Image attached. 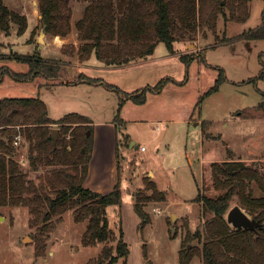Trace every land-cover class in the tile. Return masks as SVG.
Returning a JSON list of instances; mask_svg holds the SVG:
<instances>
[{"label": "trees", "instance_id": "obj_1", "mask_svg": "<svg viewBox=\"0 0 264 264\" xmlns=\"http://www.w3.org/2000/svg\"><path fill=\"white\" fill-rule=\"evenodd\" d=\"M78 1L86 3L74 24L79 43L76 48L73 46V51L75 48L82 60L95 55L105 65L147 57L158 42H163L168 51L174 53V42H195L208 33L213 35L209 46L240 37L264 38V7L258 27L233 38L228 37L225 30L222 36L218 34L220 18L224 23L248 18L251 0ZM71 2L37 0L39 20L45 34L66 36L70 33ZM12 22L17 24L19 33L27 27L26 15L0 0V29L8 30ZM179 57L186 64L193 57L204 60V51L181 53ZM20 58L29 63V70L14 73L19 78L42 74L55 79L62 74L61 61L55 58L41 59L39 52ZM258 77H264V61ZM224 79V71L220 68L214 85L200 95L197 105L204 96L216 91ZM105 84L109 88H117L111 83ZM164 84L165 79H161L152 86L144 87V90L158 92ZM128 96L136 102H143L145 91ZM258 106L264 108V100ZM91 122L88 116L77 112L52 119L39 96L0 98V206L28 207L29 224L36 227L35 238L41 243L38 247L42 246L43 230H50L64 212L71 210L76 222L87 220L81 235L82 243L85 246L103 243L100 252L86 264H116L119 260L121 264H127L128 243L121 228L118 233L110 228L107 216V206L121 202L120 176L113 188L105 193L83 184L93 146ZM202 124L205 125V122ZM55 126L58 132L53 137L52 128ZM126 139L127 136L124 137ZM19 142L26 147L25 157L30 169L43 170L37 175V181L28 175L24 165L15 157L20 150V146L15 144ZM118 147L119 142L116 147L119 160ZM210 173L216 193L207 195L198 192L196 200L200 203L203 225L193 233H185L178 252L179 264H189L194 255L201 257L202 264H264V159L257 165L239 157L215 160L210 163ZM144 183L150 193L136 190L133 198L135 211L146 222L149 216L143 210V204L149 200L163 201L165 193L150 178H146ZM234 204L256 219L260 226L254 229L232 226L226 214ZM110 239H115L116 243H109ZM190 239L197 243L190 247Z\"/></svg>", "mask_w": 264, "mask_h": 264}, {"label": "rangeland", "instance_id": "obj_2", "mask_svg": "<svg viewBox=\"0 0 264 264\" xmlns=\"http://www.w3.org/2000/svg\"><path fill=\"white\" fill-rule=\"evenodd\" d=\"M4 3L26 15L27 27L19 33L17 24L12 22L8 30L0 29V97L29 96L40 92L51 104H54V100L57 104L62 100L63 105L77 102L84 105L88 113L96 114L93 98H88L87 93L80 99L72 92L69 95L65 90L39 85L42 76L23 79L14 75L15 72L29 70V63L20 56L40 52L41 59H52L44 56H52L55 51L48 46L41 48L43 44L40 48L38 44L36 48L30 41L32 32V39L35 40L41 28L39 20L35 27L37 17L34 15L39 13L37 0H4ZM71 3L74 10L71 19L75 21L81 16L86 2L72 0ZM259 18L253 7L252 16L240 21L237 30L254 29ZM224 30L225 23L220 18L218 34L222 36ZM45 36L48 40L55 37L49 33ZM198 38L201 44L213 41L211 33L205 38ZM77 45L67 44L61 49L59 53L68 56L67 60L55 58L61 61V71H64L61 75H67L69 79L76 76L77 63H83V69L87 71L90 70L88 64L99 62L95 56L80 59L75 51ZM181 46L182 42H175V47ZM234 47L220 45L206 48L204 53L209 64L193 61L187 69V81L177 84L175 91L168 90L163 96L151 98L143 106L144 115L141 119L135 117L136 108L132 103L125 108L127 117L120 130L129 133L131 140L144 148L139 147L137 153L126 148L124 151L119 150L121 202L107 206V216L110 228L116 233L121 228L123 238L128 243L127 264H179L178 252L185 233H193L203 225L200 203L196 200L198 192L207 195L216 193L210 173L211 158L221 155L224 145H229L225 141H230L232 147L236 146L240 154H246L247 147L252 143L250 139L264 135V108L257 107L264 100V80H243L258 73V55L264 50V39H253L249 43L238 40ZM155 49L154 55L157 57L167 52L163 42H159ZM159 60L164 61L163 58ZM213 64L224 68L227 80L222 81L217 91L203 98L200 111L196 109L194 117L210 119L212 125L208 130L221 137L203 138L202 143L197 120L186 121L183 118L187 117L199 94L213 84L218 70ZM174 69H177L174 74L185 72L183 66ZM154 78L156 76L151 80L157 81ZM171 96L178 97L180 104L168 106ZM104 104L106 106L107 102L104 101ZM152 109H157L156 114L151 113ZM117 134L120 135L119 132ZM20 142L15 145L20 146L18 152L23 154L15 157L24 165L28 175L37 181V175L43 170L30 169L25 157L26 147L21 146ZM225 154L223 152V156ZM256 154L254 160L246 162L257 165L264 159V150ZM146 178H150L158 189L164 191L165 200H149L143 204V210L149 216V220L144 222L134 209L133 193L136 190L150 193L144 183ZM29 217L27 206H0V264H86L103 246L102 242L85 246L81 235L87 220L76 222L71 210H67L50 230H43L42 246L38 247L41 243L35 238L37 229L29 224ZM108 242L113 245L116 243L115 239ZM195 243L196 240L190 239L188 245L191 247ZM116 264H121V260ZM189 264H202L201 257L194 255Z\"/></svg>", "mask_w": 264, "mask_h": 264}, {"label": "crops", "instance_id": "obj_3", "mask_svg": "<svg viewBox=\"0 0 264 264\" xmlns=\"http://www.w3.org/2000/svg\"><path fill=\"white\" fill-rule=\"evenodd\" d=\"M253 7L255 8L256 13L258 12V15L260 17L257 20L258 24L256 27H258L262 21L261 13L264 7V1L263 0H251L249 16H252ZM73 12L74 10L72 7V14ZM34 16L37 17V21L35 24V27H36L38 25L40 14L37 13V15H34ZM75 21H72L71 19V31L68 35L55 36L51 38L50 40H48L46 36L44 37V42L41 48H43L44 46H48L49 49L51 48L53 49V51H55V54H54L55 56L52 55V56H44V57L61 59L63 61L68 59V56L66 57L64 54L59 53V52H61L62 46L65 44H74V45L78 44L77 32L74 26ZM239 22L240 21H235V20H228L225 22V29H226L225 32L228 37L233 38V37H236V35L240 33L249 31L245 29L241 31L237 30V26H238L237 24H239ZM38 34L39 33H37V36ZM32 35H33V32H32ZM32 35H31L30 41H32L37 48V45H38L37 36L35 40H33ZM253 39H264V38H253ZM253 39L240 37L237 39H232L229 42H224V43L217 44L214 46H209L211 42L209 43L206 42L205 44L204 43L201 44L202 41L199 38H197L195 42H192V44H189V43L185 44L184 41H180L182 42L181 47H175V42H174L175 52L174 53L169 52L166 47L167 52L161 55L160 57H157L154 55V52L156 50L155 48L157 47V44L159 43L158 42L153 52L149 54L147 57L137 58L127 63L117 64V65H105L103 62L99 60V62L93 63L91 65L88 64V66H90V70H87V71L83 69L84 68L83 66H85L83 63H77L76 69H78V71L76 73V76L72 79L67 78V75L65 76L61 75L59 78H55V79L46 78L42 74H36V75L29 77V79H32L33 77L42 76L43 78L39 82V85H43V86L46 85V88L47 87L59 88V89L65 90L67 93H69V95L72 92V95L74 94L76 98L82 99L83 97L86 96L84 93L89 94L87 97L93 98V101H92L93 105L97 109L96 114L88 113L84 109L85 106L82 105L81 103L71 102V103H67L63 105L62 100H60L58 104H57V101L54 100V104H51L48 102V98L46 96H43L40 92H38V94L36 95H29V96H39L45 102L48 116L52 119H58L69 112H77L79 114L88 116L92 120L91 125L93 127V131H92L93 146H92L90 160L88 162L87 175L84 179L83 184L85 187H88L94 191L105 193L113 188V186L118 181V177H119V172H120L119 164L120 163H119L118 158L116 157L117 142H119L118 152H120L119 150L124 151L126 148L132 152L137 153L139 151L138 148L141 147L139 143H137L134 140H131L129 133L122 132L120 130L121 127L125 123V117H127V114L125 112L126 106L132 103L133 104L132 106H135L136 108L135 113L137 114L135 117L137 119H141V117H143L144 115L143 106L148 104L151 98L163 96L162 94L168 90L175 91V87L177 86V84H183L187 81L186 80L187 69L190 66V64L193 63V61L196 60L198 62H205V64L207 65L209 64L206 61V55H205L206 53H204V60H202L200 57H193L187 64L183 60L180 59L179 54L199 53L201 51L205 52L206 48H209V47L215 48L220 45H231L234 47L235 43L238 42V40H245L246 43H249ZM260 53H263L262 56H260ZM92 56H95V55H92ZM258 56H259V61H260L259 63L260 69L258 73L255 76L248 77L247 79H243V80H251V79L254 80L255 78H260L264 80V77H258L259 72L262 68V61H264V50H261ZM162 58L164 59V61L159 60ZM182 66L183 68H185L184 74H182V71H180L179 74H174V72H176L177 69H174L175 70L174 71L173 67L182 68ZM213 66L217 67L218 70H217V75L212 85H214L215 80L218 77L220 68L223 69L224 71V68L220 67L218 64H213ZM62 72L64 74V71ZM15 73H25V72H15ZM80 74H83L86 77L91 78V80L87 78H81ZM224 75H225V71H224ZM155 76L156 78L154 79H157V81L153 82L151 78ZM161 79H165V84L160 91L155 92L151 89L144 90V87L152 86ZM224 80H227L226 75H225ZM105 82L111 83L115 85L117 88H109L106 86ZM141 91H145V100L143 102H136L130 96H128L130 94L139 95L141 94ZM203 93L199 94L197 101L195 102V104L193 105V108L190 109L187 115L188 118L187 117L183 118L186 121L197 120L196 123L200 125L202 143L204 142V139H209V138L216 139L215 136L221 137L220 134L215 135L208 130L210 126L212 125V121L210 119H200L199 116L197 118L194 117L195 110L198 109V111H200V103L202 102L203 99L198 105H197V102L200 98V95H202ZM104 101L107 102L106 106L104 104ZM167 104L168 106L172 107V106H177L180 103H179L178 97L171 96ZM258 105L257 107H259ZM186 109H189V108H186ZM156 112H157V109L151 110L152 114H156ZM203 121L205 122V125L202 124ZM55 128L57 127L55 126ZM57 132H58V128H57ZM118 132L120 134L119 136L117 134ZM125 136H127L126 140H124ZM263 137L264 135H262V137L259 136L257 138H251L250 142L252 143L249 144L250 146L247 147V150L245 151L246 154H240L236 146L232 147V143L230 141H225V142H228L229 145L228 144L224 145V149H222L220 153L221 155L214 156V158H211L212 160L210 162L215 161V160H223V159L230 158V157H239L245 161H248V160L252 161L256 158L257 152L264 150V146L262 145V141L264 140ZM223 152L226 153L225 154L226 156H223ZM18 153L19 154L17 155L23 154V152L22 153L18 152Z\"/></svg>", "mask_w": 264, "mask_h": 264}, {"label": "water", "instance_id": "obj_4", "mask_svg": "<svg viewBox=\"0 0 264 264\" xmlns=\"http://www.w3.org/2000/svg\"><path fill=\"white\" fill-rule=\"evenodd\" d=\"M44 35H45L44 26H42L37 36L39 48L44 42ZM56 132H57V128H52L53 137H55ZM88 133L89 132H87V134ZM226 218L227 221L234 227H244V228L254 229L256 226L258 227L260 226V223L256 219L248 216L242 210V208L237 204H234L233 206L230 207V209L226 214Z\"/></svg>", "mask_w": 264, "mask_h": 264}, {"label": "built area", "instance_id": "obj_5", "mask_svg": "<svg viewBox=\"0 0 264 264\" xmlns=\"http://www.w3.org/2000/svg\"><path fill=\"white\" fill-rule=\"evenodd\" d=\"M15 143H17V141H15ZM144 147L143 146H141V149H143Z\"/></svg>", "mask_w": 264, "mask_h": 264}]
</instances>
